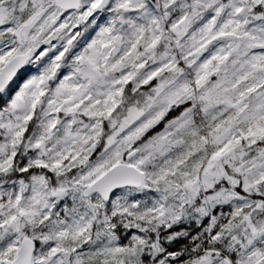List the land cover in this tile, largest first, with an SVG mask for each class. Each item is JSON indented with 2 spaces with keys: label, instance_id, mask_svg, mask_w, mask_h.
<instances>
[{
  "label": "snow or ice",
  "instance_id": "obj_1",
  "mask_svg": "<svg viewBox=\"0 0 264 264\" xmlns=\"http://www.w3.org/2000/svg\"><path fill=\"white\" fill-rule=\"evenodd\" d=\"M0 264H264V0H0Z\"/></svg>",
  "mask_w": 264,
  "mask_h": 264
}]
</instances>
